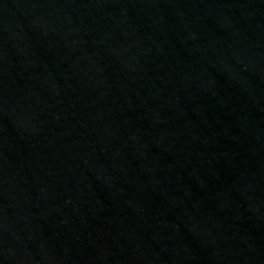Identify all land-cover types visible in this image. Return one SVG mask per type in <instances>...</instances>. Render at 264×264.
<instances>
[{
  "label": "water",
  "instance_id": "water-1",
  "mask_svg": "<svg viewBox=\"0 0 264 264\" xmlns=\"http://www.w3.org/2000/svg\"><path fill=\"white\" fill-rule=\"evenodd\" d=\"M263 230L264 0H0V264Z\"/></svg>",
  "mask_w": 264,
  "mask_h": 264
}]
</instances>
